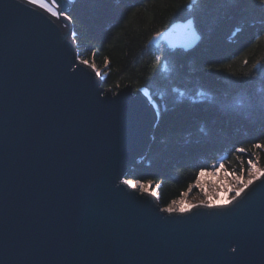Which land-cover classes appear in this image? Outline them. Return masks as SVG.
I'll use <instances>...</instances> for the list:
<instances>
[{"label":"water","instance_id":"1","mask_svg":"<svg viewBox=\"0 0 264 264\" xmlns=\"http://www.w3.org/2000/svg\"><path fill=\"white\" fill-rule=\"evenodd\" d=\"M56 2L67 13L74 0ZM164 32L149 44L200 41L191 19ZM78 61L69 19L0 0V264H264V176L226 207L164 212L122 184L156 105L145 89L104 90Z\"/></svg>","mask_w":264,"mask_h":264},{"label":"trees","instance_id":"2","mask_svg":"<svg viewBox=\"0 0 264 264\" xmlns=\"http://www.w3.org/2000/svg\"><path fill=\"white\" fill-rule=\"evenodd\" d=\"M66 14L79 59L103 70V89H145L159 111L148 152L127 179L155 184L162 208L201 170L222 164L238 174L248 159L264 169V148L252 147L264 145L262 0H74ZM190 19L200 37L194 49L149 44Z\"/></svg>","mask_w":264,"mask_h":264},{"label":"snow or ice","instance_id":"3","mask_svg":"<svg viewBox=\"0 0 264 264\" xmlns=\"http://www.w3.org/2000/svg\"><path fill=\"white\" fill-rule=\"evenodd\" d=\"M262 2H264V0H262ZM24 3H26L29 6H38L41 9L46 10L48 13L51 14V16L59 18L60 16H64L65 19H70V17L67 16L66 13L62 12V11H58V9L60 8V5L56 2V0H52V5L49 6V4L45 3L44 0H24ZM190 3L195 4L197 3V0H190ZM186 36L188 38V42L189 44H191L193 41H196L198 39L197 35L192 32L191 30L186 31ZM168 35L167 32H157L154 36L151 37V40L149 41V43H153L156 42L157 40H163L166 36ZM94 55V54H93ZM161 60V58L159 56L156 57V61L159 62ZM79 64L85 65L87 67L93 68V70H95V66L94 64H89V62L87 60L84 59H79ZM245 63H247V61H245ZM253 67H256V65H253ZM100 73L97 72V76H99ZM253 148L255 149H261L264 148V145L260 144V143H255L252 145ZM238 153H246L247 149L243 148V147H238L235 150ZM248 163V179L247 180H243L242 178H238L235 184L230 185L229 188L225 189V192L231 191L234 193V195L231 196V199H226L223 204H221V207H226L229 204H232L233 201H237V199L239 197H241V195L243 193H245V191L258 179H260L262 176H264V170L259 169L256 164L253 162L252 159H248L247 161ZM213 167H215V165H213ZM221 167H223V165L221 164ZM244 169H241V176L243 174ZM205 174L210 175V176H215L216 173L215 171L212 172H208L205 173L204 170L200 171V176H204ZM122 184L124 185H128L129 187L135 188L137 185L128 179H125L122 181ZM141 190H144V186L141 184L140 185ZM153 195H155V193H153ZM200 206L202 207H206V208H213L216 207L217 205L213 203L212 200H207V201H201L200 202ZM191 207H196V205H192ZM185 207H179V208H175L173 206H169L165 209H163L164 212H167L169 214L173 213V212H180V213H184L185 212Z\"/></svg>","mask_w":264,"mask_h":264},{"label":"rangeland","instance_id":"4","mask_svg":"<svg viewBox=\"0 0 264 264\" xmlns=\"http://www.w3.org/2000/svg\"><path fill=\"white\" fill-rule=\"evenodd\" d=\"M96 71L100 72L99 70H96ZM102 75H103V72H100V76H102ZM261 170H264V169H261ZM212 171H215V173H217L218 171H221L222 175L224 177L223 179H224L225 183L229 185V187H230V185L235 184L238 178H242L243 180L248 179V171L247 170L243 171L242 176H241V173H238V174L227 173L224 169H222L221 164H218L217 168H215L211 171H206L205 173L212 172ZM207 177H208L207 174H205L204 176H200V174H199L196 182L194 184H192L190 186V188L185 193H183L182 196L178 200L173 201L170 205H173L174 202H177V201L179 202L181 199H184V198H185V206H189V207H191L192 205H198V204H200L201 201H206L209 190H208V188L205 187L204 183L206 182ZM141 184L144 186L143 191H145L146 189H149L150 191H153L156 194L157 187H155V184H153V183H137L138 190L140 192L142 191L140 188ZM210 191H211L212 196L217 198L214 188H210ZM232 195H234V193L231 191H228L227 199H231ZM167 207H164V209Z\"/></svg>","mask_w":264,"mask_h":264},{"label":"bare ground","instance_id":"5","mask_svg":"<svg viewBox=\"0 0 264 264\" xmlns=\"http://www.w3.org/2000/svg\"><path fill=\"white\" fill-rule=\"evenodd\" d=\"M223 178L224 177L222 175V172L218 171L215 176L208 175V177L206 178V182L204 183L205 187L208 188V190H209L206 201L210 199L217 206L223 204V202L227 199V195H228V192H225V189L229 188V185L225 183ZM210 188H214L217 198L212 196ZM145 193L153 195V193H155V192L150 191L149 189H146ZM154 196H156V194ZM171 206H173L175 208H179V207L183 206V207H186L185 208L186 210L191 208L189 206H185V198L181 199L179 202L178 201L174 202L173 205H171Z\"/></svg>","mask_w":264,"mask_h":264}]
</instances>
